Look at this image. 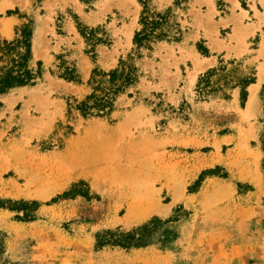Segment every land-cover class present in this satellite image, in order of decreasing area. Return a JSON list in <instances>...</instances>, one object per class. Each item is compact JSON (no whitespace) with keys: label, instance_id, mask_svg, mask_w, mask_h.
Listing matches in <instances>:
<instances>
[{"label":"rangeland","instance_id":"obj_1","mask_svg":"<svg viewBox=\"0 0 264 264\" xmlns=\"http://www.w3.org/2000/svg\"><path fill=\"white\" fill-rule=\"evenodd\" d=\"M3 1L0 43L32 25L31 65L42 75L0 98V202L26 204L0 209V264H264V31L252 3L10 0L1 10ZM141 2L172 27L137 51ZM130 57L139 79L110 117L74 109L94 71ZM67 68L78 83L61 77ZM212 70L210 93H199ZM253 73L242 105L234 85ZM97 124L125 127L100 170L81 174L64 160ZM151 221L147 248H95L98 233Z\"/></svg>","mask_w":264,"mask_h":264},{"label":"trees","instance_id":"obj_2","mask_svg":"<svg viewBox=\"0 0 264 264\" xmlns=\"http://www.w3.org/2000/svg\"><path fill=\"white\" fill-rule=\"evenodd\" d=\"M144 10L140 18L141 29L136 32L134 46L137 51L151 50L152 45L165 41L170 38L169 28L170 16L153 12L148 4L141 2ZM179 28V26H176ZM180 34L181 31L178 29ZM81 35L85 37L83 31ZM97 31H92L93 37ZM177 34V33H176ZM33 35L32 25H26L21 31L20 39L13 42L4 41L0 43V98L7 95L12 90L32 86L41 77V70L32 68L33 61ZM178 41L177 37H173ZM105 43L104 39H96V44ZM138 57H142L139 55ZM134 58L130 57L126 61H120L119 67L106 73L94 71L90 80L92 93L87 98L74 107L84 118H106L110 117L116 109V103L127 90L135 85L139 79V68L134 64ZM40 65V64H39ZM216 70L210 71L207 75L200 78L198 90L201 94H209V88L212 86L211 77L216 74ZM63 79L69 82L78 83L76 71L70 68L66 69ZM256 81L254 73L245 77L234 85V89L241 88L242 105L248 97L247 88ZM1 107V101H0ZM73 108L70 105V109ZM264 173V163H263ZM214 174L213 171L205 175ZM226 178V176H225ZM10 207L5 202H0V209L8 208L11 211H20L26 206L25 203H12ZM37 208L38 203H32ZM155 222L133 230L126 231L122 228L109 230L96 235L95 248L100 251L107 247L119 248L125 251L138 250L149 247L152 243L149 241L150 235L155 230Z\"/></svg>","mask_w":264,"mask_h":264},{"label":"bare ground","instance_id":"obj_3","mask_svg":"<svg viewBox=\"0 0 264 264\" xmlns=\"http://www.w3.org/2000/svg\"><path fill=\"white\" fill-rule=\"evenodd\" d=\"M11 5L10 0H4L1 3V10H5ZM4 32L9 35L7 30H4ZM125 123L128 122L125 121ZM124 127L125 125L122 124L119 125L116 131L108 132L105 128L97 124L92 133L89 132L87 134L88 136L84 140L79 141L76 145L77 147L75 146L76 148L68 153V156L64 160L66 165L74 168V170L77 169L81 174L91 175L97 173L100 170V163L103 161L101 159L103 158L104 151H116L115 143L123 134Z\"/></svg>","mask_w":264,"mask_h":264},{"label":"crops","instance_id":"obj_4","mask_svg":"<svg viewBox=\"0 0 264 264\" xmlns=\"http://www.w3.org/2000/svg\"><path fill=\"white\" fill-rule=\"evenodd\" d=\"M251 3H252V5H251V10L253 11V17L254 18H256L257 19V24L259 25L260 24V26H262L261 27V31H264V0H249ZM253 4L255 5L254 7H253ZM238 11V10H237ZM237 15L238 16H241V14H239V13H237ZM251 14L249 13V15L248 16H250ZM251 17V16H250ZM236 17H234L233 15L231 16V17H227L226 19H228L229 21H234V20H236L235 19ZM224 21H225V19H223ZM261 20H263V23L261 24L260 22H261ZM243 21L245 22V19H243ZM231 23V22H230ZM256 34H258V33H256ZM262 44H264V41H263V39H262V41H261V44H260V46L262 45ZM261 51V47H260V49L257 51V52H260ZM263 53H264V51H263Z\"/></svg>","mask_w":264,"mask_h":264}]
</instances>
